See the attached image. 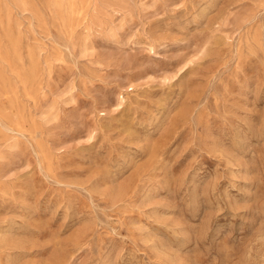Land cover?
<instances>
[{"label":"rangeland","instance_id":"1","mask_svg":"<svg viewBox=\"0 0 264 264\" xmlns=\"http://www.w3.org/2000/svg\"><path fill=\"white\" fill-rule=\"evenodd\" d=\"M0 264H264V0H0Z\"/></svg>","mask_w":264,"mask_h":264}]
</instances>
